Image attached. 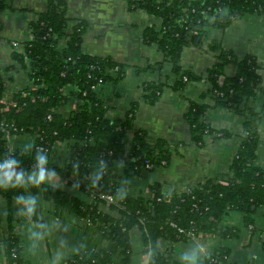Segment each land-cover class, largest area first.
<instances>
[{
    "label": "trees",
    "instance_id": "trees-1",
    "mask_svg": "<svg viewBox=\"0 0 264 264\" xmlns=\"http://www.w3.org/2000/svg\"><path fill=\"white\" fill-rule=\"evenodd\" d=\"M140 5L160 20L158 28L143 30L142 41L155 44L172 64V71L178 76L174 85L176 89L200 78L178 65L183 46H198L209 26L225 28L244 14L264 15V0H142ZM4 6V0H0V9ZM66 22L64 1L46 0L45 9L29 23L32 39L25 43L22 52L13 53L12 61L21 65L27 62L30 86L14 95L15 107L0 102V125L9 130L10 136L33 135V151L41 148L39 150L46 151L48 155L56 142H71L64 167H50L60 177L71 178L70 182L90 196L91 201L70 196L54 186L31 190L53 200L56 207L89 220L105 237L107 246L79 251L67 259V264H129V231L134 226L142 232L148 253L146 264H180L169 260L165 253L158 250L156 242L159 238L185 240V233L179 229L201 235L234 237L236 229L219 227L222 216L233 210L244 215L245 224H252L254 211L264 207V171L255 163L260 139L257 131L249 126L255 112L247 110L248 117L243 123L241 141L229 174L207 179L180 194H163L158 184H151L148 196H130L124 192L121 177L140 175L147 162L152 166L167 164L169 148L163 140L156 141L152 146L146 143L145 132L132 122L135 106L128 110L122 121L106 117L105 106L93 88L106 81H120L125 76L126 66L111 57L82 53L80 46L86 23L77 21L66 33ZM63 37H67L66 44L58 49V40ZM209 46L220 50L218 62L206 71L205 77L210 85L206 94L212 98L213 106L236 110L243 99L260 93L264 98V69H260L253 56L237 59L231 51L220 49L218 43L212 42ZM227 64L234 65L235 72L220 81ZM70 84L76 87L79 104L64 118L58 109L66 100L63 88ZM3 88L0 73V98ZM145 88L149 101H153L160 92L159 84L148 82ZM207 107L206 104L190 102L185 113L193 143H202L207 134L229 136L226 131L212 129L204 122ZM4 130L0 129V155H16L21 160V167L31 170L34 162L31 154L20 155L19 151H12L7 145ZM126 135L131 136L132 145L125 169L120 171L116 163L124 149L122 140ZM101 161L103 176L99 182L93 183L88 177L100 167ZM23 191L0 190V196L9 206L15 195ZM121 192L124 193L122 199ZM103 195L111 196L112 202L106 203ZM158 197L160 201H157ZM105 203L117 216L99 208ZM12 221V213L8 211L6 234L2 239L4 261L5 264H21L20 245ZM116 255L119 257L117 263ZM206 260L208 264H228L225 249L211 254Z\"/></svg>",
    "mask_w": 264,
    "mask_h": 264
},
{
    "label": "crops",
    "instance_id": "crops-1",
    "mask_svg": "<svg viewBox=\"0 0 264 264\" xmlns=\"http://www.w3.org/2000/svg\"><path fill=\"white\" fill-rule=\"evenodd\" d=\"M66 9V33L77 21H84L87 28L82 35V53L97 57H111L126 66L125 76L118 82L106 81L96 85L95 95L105 106L108 119L122 121L128 110L135 106L132 122L136 128L145 132L146 143L150 146L163 140L169 148V161L161 166H145L140 175L121 177L124 192L134 197L148 196V187L158 184L163 194H180L207 179L220 178L230 173V166L241 141L243 123L247 110L255 112L250 128L257 131L259 144L256 148L255 163L264 171V106L263 96L243 99L236 110L223 106H213L207 95L210 87L206 71L218 62L220 50L211 49L210 43H218L220 49L231 51L237 59L253 56L260 69H264V15L244 14L232 20L225 28L207 27L204 38L196 46L186 44L180 52L178 65L182 70H190L200 76L198 80L187 82L176 89L178 76L172 71V64L164 58L163 52L153 43L142 41V32L147 27L158 28L160 20L149 13L140 2L142 0H63ZM130 2H134L130 4ZM0 9V73L4 81L0 102L7 104L14 95L30 86L27 79L28 64L12 61L14 52H22L26 42L32 39L29 23L46 7V0H4ZM139 3V5H138ZM225 12V11H224ZM67 37L58 40L62 49ZM10 69L5 70L7 67ZM235 66H224L223 77L232 76ZM160 85V92L153 100L147 99L146 83ZM65 102L59 107V114L66 118L78 107L77 91L74 85L63 88ZM190 102L206 104L203 120L212 129L226 131L229 136L207 134L202 143H193L190 126L185 113ZM7 145L12 151L26 144L33 145L31 134L11 135ZM123 151L116 163L124 171L129 150L132 145L130 135L123 137ZM71 142H58L50 156V166L62 168L69 152ZM56 188L70 196L90 202L91 197L75 187L71 178L57 174ZM38 195L42 203V215L56 219L57 224L51 235L45 238L37 256L31 255L26 247V221L16 212L14 199L9 206L0 196V264H5L2 239L6 234L7 215L11 211L12 226L20 245L21 264H46L59 240L66 247L67 259L79 251L105 248L107 241L101 232L85 219L56 207L51 199ZM99 208L117 216L108 204ZM221 229H236L234 237L222 238L219 234H202L194 239L172 241L159 238L156 246L171 261L181 264L180 255L193 247H198L200 264H208L206 258L220 249L226 251L228 264H264V207L252 214V224L247 225L244 215L229 211L222 216ZM129 264H143L148 258L140 228L134 226L129 231ZM119 262L118 255L115 256Z\"/></svg>",
    "mask_w": 264,
    "mask_h": 264
},
{
    "label": "clouds",
    "instance_id": "clouds-1",
    "mask_svg": "<svg viewBox=\"0 0 264 264\" xmlns=\"http://www.w3.org/2000/svg\"><path fill=\"white\" fill-rule=\"evenodd\" d=\"M20 155L31 154L33 165L31 170L21 167V160L11 153L0 155V190L23 189L15 195L14 203L17 214L26 221V247L27 251L37 256L45 238L54 231L57 220L46 218L42 215V203L38 195L30 189L42 186L53 187L56 184L57 173L50 167L49 155L46 151L35 150L33 145L26 143L19 148ZM103 162L94 173L89 175L93 183H97L103 176ZM124 193H120L123 198ZM200 252L198 247H193L181 253V264H200ZM67 252L63 240L57 242V246L46 264H64Z\"/></svg>",
    "mask_w": 264,
    "mask_h": 264
},
{
    "label": "built area",
    "instance_id": "built-area-1",
    "mask_svg": "<svg viewBox=\"0 0 264 264\" xmlns=\"http://www.w3.org/2000/svg\"><path fill=\"white\" fill-rule=\"evenodd\" d=\"M94 89V88H93ZM6 106H12V107H15L16 106V104H15V102H14V100H12V101H10L9 103H7V104H5ZM0 129H3L4 130V128L2 127V125H0ZM12 130H14V127H12L11 128ZM5 131V136H6V138L8 139L9 137H10V133H9V130H4ZM58 142H56L55 144H54V146L53 147H51L50 149H49V158H50V156H51V153H52V151H53V149H54V147H55V145L57 144ZM39 149H41V148H39ZM146 166H152L151 164H149L148 162L146 163ZM103 197L106 199V203H109V202H112V198H111V196H109V195H103ZM160 199L161 198H157V201H160ZM86 220V222L88 223V224H91L90 223V221L89 220H87V219H85ZM92 225V224H91ZM179 231L181 232V233H185V235H186V238L187 239H194V238H196V237H198L199 235H201V234H195V233H193L192 231H188V232H184L182 229H179ZM217 264H221L220 262H217Z\"/></svg>",
    "mask_w": 264,
    "mask_h": 264
},
{
    "label": "water",
    "instance_id": "water-1",
    "mask_svg": "<svg viewBox=\"0 0 264 264\" xmlns=\"http://www.w3.org/2000/svg\"><path fill=\"white\" fill-rule=\"evenodd\" d=\"M142 171L144 172L145 171V169H142ZM147 260H148V258L144 261V263L143 264H146L147 263Z\"/></svg>",
    "mask_w": 264,
    "mask_h": 264
}]
</instances>
